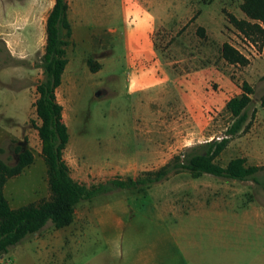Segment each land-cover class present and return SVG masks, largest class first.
Returning a JSON list of instances; mask_svg holds the SVG:
<instances>
[{"label": "rangeland", "instance_id": "rangeland-1", "mask_svg": "<svg viewBox=\"0 0 264 264\" xmlns=\"http://www.w3.org/2000/svg\"><path fill=\"white\" fill-rule=\"evenodd\" d=\"M3 1L11 7L0 10V162L15 165L17 149L33 155L3 187L16 208L51 196L34 101L54 0ZM66 1L71 33L56 99L69 133L63 159L74 180L90 186L136 178L219 139L234 122L226 102L245 81L253 87L246 121L216 162L244 157L264 176V40L243 24L264 31V19L247 13L251 0ZM147 29L150 51L135 52L136 36ZM225 44L245 61L226 60ZM88 60L99 65L96 72ZM137 86L145 91L132 92ZM161 240L169 264H192L185 257L264 264V189L251 179L171 173L145 191L116 189L81 201L68 226L48 221L0 264H117L128 248Z\"/></svg>", "mask_w": 264, "mask_h": 264}, {"label": "trees", "instance_id": "trees-1", "mask_svg": "<svg viewBox=\"0 0 264 264\" xmlns=\"http://www.w3.org/2000/svg\"><path fill=\"white\" fill-rule=\"evenodd\" d=\"M251 1V4L245 7L248 8L247 13L254 12V16L264 19V1ZM243 24L247 31L256 35L258 39L261 36L264 40V31L259 24L248 22ZM203 31V28L199 29L201 34ZM70 33L67 1L54 0L45 21V45L39 65L43 77L35 85L37 97L34 101L35 113L40 120L36 130L41 142V154L46 166L51 196L38 203L31 202L16 208L11 207L4 196L3 187L9 178L20 174L32 163L33 155L28 149H17L18 159L15 165L9 166L0 162V256L27 235L42 229L48 221L56 228L68 226L73 221L75 209L81 201H90L100 194L116 189L145 191L171 173L185 170L192 177L209 174L240 181L251 179L264 189V176L259 178L257 175L261 170L260 167L248 165L244 157H234L225 165L216 162L230 139L238 133L246 121L247 109L252 101L250 95L253 93V87L246 81L242 83V93L229 98L226 102V109L234 122L219 139L214 138L184 149L162 167L147 171L136 178H114L105 183L90 186L74 180L63 159V150L69 140V133L63 121L62 105L56 99V89L62 82V75L68 62L65 36ZM245 33L248 34V32ZM223 57L228 61H245L227 44L223 45ZM88 65L93 72L99 69V65H93L90 60ZM260 104L264 107V96Z\"/></svg>", "mask_w": 264, "mask_h": 264}, {"label": "crops", "instance_id": "crops-1", "mask_svg": "<svg viewBox=\"0 0 264 264\" xmlns=\"http://www.w3.org/2000/svg\"><path fill=\"white\" fill-rule=\"evenodd\" d=\"M10 4L6 1L0 0V10L2 13L9 9ZM138 37V38H137ZM149 33L148 29L144 33H138L134 41V51L141 52L140 47L143 51H150V43L148 40ZM144 48V49H143ZM131 68V67H130ZM145 88L137 86L134 87L132 92H144ZM149 92V91H147ZM150 93V92H149ZM126 246L125 249H127ZM122 259L119 260L117 264H169L170 256L168 254V242L161 240L157 242L145 241L135 248H128V255L121 256ZM185 260L192 264H200V262L195 261L194 258H187ZM195 262V263H194Z\"/></svg>", "mask_w": 264, "mask_h": 264}, {"label": "water", "instance_id": "water-1", "mask_svg": "<svg viewBox=\"0 0 264 264\" xmlns=\"http://www.w3.org/2000/svg\"><path fill=\"white\" fill-rule=\"evenodd\" d=\"M103 94H104V91H103V90H98V91H96L95 96H96V97H101ZM1 257H2V256H0V258H1Z\"/></svg>", "mask_w": 264, "mask_h": 264}]
</instances>
